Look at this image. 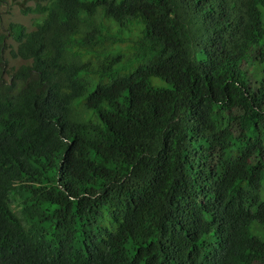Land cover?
Returning a JSON list of instances; mask_svg holds the SVG:
<instances>
[{
  "label": "trees",
  "instance_id": "16d2710c",
  "mask_svg": "<svg viewBox=\"0 0 264 264\" xmlns=\"http://www.w3.org/2000/svg\"><path fill=\"white\" fill-rule=\"evenodd\" d=\"M35 1L0 31V264H264V0Z\"/></svg>",
  "mask_w": 264,
  "mask_h": 264
},
{
  "label": "rangeland",
  "instance_id": "374dc122",
  "mask_svg": "<svg viewBox=\"0 0 264 264\" xmlns=\"http://www.w3.org/2000/svg\"><path fill=\"white\" fill-rule=\"evenodd\" d=\"M24 0H4L0 2V31L8 32L11 23H20L26 27L27 30H32L35 27L36 20L39 15L34 12H23L21 2ZM35 0H26L25 5L33 8ZM26 6H24L26 8ZM7 38V42H8ZM13 42V41H11ZM124 72H120L123 74ZM262 197L264 199V184L262 189Z\"/></svg>",
  "mask_w": 264,
  "mask_h": 264
},
{
  "label": "clouds",
  "instance_id": "9594fccd",
  "mask_svg": "<svg viewBox=\"0 0 264 264\" xmlns=\"http://www.w3.org/2000/svg\"><path fill=\"white\" fill-rule=\"evenodd\" d=\"M3 1H4V0H0V2H3ZM25 1H26V0H24V1L21 2V4H22L21 7H23V5L26 6V5H25ZM22 9H25V7H23ZM23 26H24V25H23ZM8 40H9L8 43H15V41L13 40V38H12L11 36L8 37ZM11 41H13V42H11Z\"/></svg>",
  "mask_w": 264,
  "mask_h": 264
}]
</instances>
